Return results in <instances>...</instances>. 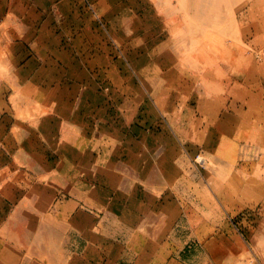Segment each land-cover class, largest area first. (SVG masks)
I'll return each instance as SVG.
<instances>
[{
  "label": "rangeland",
  "instance_id": "1",
  "mask_svg": "<svg viewBox=\"0 0 264 264\" xmlns=\"http://www.w3.org/2000/svg\"><path fill=\"white\" fill-rule=\"evenodd\" d=\"M52 1L0 0V90L16 75L11 46L29 33L33 37L46 33L42 41L54 40L61 47L55 55L61 66L68 69L73 64L72 73L62 68L60 77L92 76L101 82L107 75L102 66L114 70L109 84L106 80L98 87L102 98L94 102L93 140L87 145L101 161H141L112 169L132 180L140 177L136 185L149 191L152 204H157L153 227L140 222L144 229L133 235L171 233L183 242H175L174 253L183 250L180 257L190 264H264V125L260 118L244 126L227 121L213 98L215 93L224 96L233 81L230 74L237 70L244 69L254 82L263 77L264 0H68L59 6L48 4ZM247 11L252 15L243 20ZM53 32L60 38L47 36ZM139 61L151 65L140 69ZM87 63L93 64L94 72L80 73L78 66ZM168 73L172 77L166 79ZM115 77L131 84L125 86L126 92L112 84ZM8 88L15 97L8 105L3 100L0 122L9 117L19 124L13 129L19 147L25 132L36 131L51 108L29 92ZM77 88L80 95L90 87ZM208 102L211 108L205 107ZM211 113L218 114L216 119L210 118ZM198 138L210 140L211 147L200 145ZM102 146L106 151H100ZM83 148H77V156L92 153ZM29 160L24 150L15 149L11 169L37 172L31 166L35 161ZM5 168L0 165V171ZM70 169L52 165L47 184L65 190ZM2 177H7L6 171ZM152 181L158 183L154 189ZM5 186L0 179V190ZM11 206L0 196V227ZM8 234V229H0L3 241H11ZM224 234L231 240L229 246ZM212 240L222 244L203 245ZM212 249L225 257L217 255L214 261ZM0 256L7 261L5 252ZM29 256L40 257L32 251Z\"/></svg>",
  "mask_w": 264,
  "mask_h": 264
},
{
  "label": "crops",
  "instance_id": "2",
  "mask_svg": "<svg viewBox=\"0 0 264 264\" xmlns=\"http://www.w3.org/2000/svg\"><path fill=\"white\" fill-rule=\"evenodd\" d=\"M66 3L68 0H53L48 4L59 6ZM250 15L252 13L247 11L241 18L246 20ZM44 34L46 33L41 32V35L33 37L29 33L27 38L13 43L9 52L16 75L5 89L0 90V116L5 107L3 100L8 105L11 98L15 97V93L10 92L9 85L18 92H29L34 100L51 108L45 119L40 120L36 131L25 132L19 147H15L13 140V129L19 124L9 117L5 118L4 124L0 122V165L6 167L0 171V177L3 171L7 174V177L0 178L6 184L0 190V196L12 203V212L8 215L7 222L0 227L9 230L11 240L3 241L0 238V255L5 252L7 259L4 261L0 256V264H190L191 260H182L180 257L183 250L174 253L175 242H183L181 239L175 240L171 233L166 237L155 234L150 238L133 235L135 230L144 229L140 222L148 228L153 227L157 218V204H152L149 191L136 185L137 182L141 183L140 177L132 180L130 176L112 169L117 165L133 166L141 161H101L102 157L88 148V141L93 140L94 102L102 98L98 87L106 80V84H109V75L114 70L108 67L104 69L102 66L101 70H106L107 75L101 82L94 81L92 76L85 78L86 80L74 76L60 77L63 67L55 59V55L61 52V47L55 45L54 40L42 41L46 38ZM60 35L55 32L47 33V36L57 38ZM140 60L145 62L143 58ZM141 61L138 63L140 69L150 62L146 61L143 65ZM87 64L86 67L78 66L82 67L80 73L94 72L93 64ZM71 67L74 68L73 64L63 70L72 73ZM230 75V80L233 78V81L225 90L224 96L215 93L213 97L219 101L220 111L224 110L227 121L241 126L252 124L257 118L264 125V75L256 82L248 78L244 69ZM171 77L172 73L166 74V79ZM111 80L123 93L128 89L125 86L131 85L122 77ZM132 85L136 86L135 83ZM84 86L90 88L85 91L82 89L79 95L77 87ZM135 97H141V93L135 94ZM122 102L124 104V99ZM209 105L211 108L212 103H205L206 108ZM217 116L218 114H210L213 119ZM215 127L218 132L219 128L220 132L223 129L218 123ZM83 134L88 135V138L84 139ZM203 139L198 138L200 145L210 142ZM82 147L84 153L89 154L91 151L93 154L77 156V148ZM15 149L24 150L30 156L29 161H35L31 166L37 172H14L11 169ZM100 151H106V148L102 146ZM64 156L67 159L63 160ZM150 163L155 165L156 161ZM52 165L55 168L62 165L71 167L69 175L65 177V190L62 186L59 188L47 184V171ZM146 182L151 180L147 179ZM152 183L153 189L156 188L158 183ZM63 192L67 196H62ZM165 220H169L168 215ZM170 221L172 222V215ZM224 241L227 246L231 243L225 234ZM208 244L216 246L222 242L203 241L204 246ZM24 247L27 257L23 259L25 253L22 255L21 249ZM30 251L39 253L40 257L29 256ZM216 251L218 250L210 251L214 261L217 260V255L225 257ZM203 256L206 257L205 253Z\"/></svg>",
  "mask_w": 264,
  "mask_h": 264
},
{
  "label": "bare ground",
  "instance_id": "3",
  "mask_svg": "<svg viewBox=\"0 0 264 264\" xmlns=\"http://www.w3.org/2000/svg\"><path fill=\"white\" fill-rule=\"evenodd\" d=\"M252 90V89H251Z\"/></svg>",
  "mask_w": 264,
  "mask_h": 264
}]
</instances>
